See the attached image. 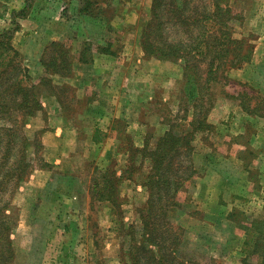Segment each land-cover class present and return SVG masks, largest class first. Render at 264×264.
<instances>
[{
	"label": "rangeland",
	"instance_id": "374dc122",
	"mask_svg": "<svg viewBox=\"0 0 264 264\" xmlns=\"http://www.w3.org/2000/svg\"><path fill=\"white\" fill-rule=\"evenodd\" d=\"M70 3L26 0L13 12L12 26L0 31V55L5 53L0 56V264H41L45 254L50 228L45 210L30 219L35 237L29 256L23 241L17 242L19 252L12 245L24 219L12 196L52 155L32 117L43 110L44 96L54 93L75 119L81 105L75 107L71 98L91 95L53 87L57 57L68 54L69 43L51 45L46 60L22 55L17 50L22 41L11 45L16 20L27 15L36 16L39 33L50 20L51 33L78 34L84 59L99 48L121 54L119 38L125 34L131 45L139 42L148 57L162 61L173 78L168 100L155 107L162 130L178 136V144L169 150L170 143L161 142L163 164L149 169L146 202L136 194L145 228L123 221L126 200L117 199L110 234L117 255L127 264H264V0L219 5L215 0H73L75 8ZM62 182L66 191L68 183ZM69 183L73 191L82 188L76 180ZM110 185L115 196L113 180ZM142 238L157 246L136 250L134 243Z\"/></svg>",
	"mask_w": 264,
	"mask_h": 264
},
{
	"label": "crops",
	"instance_id": "0c3cea01",
	"mask_svg": "<svg viewBox=\"0 0 264 264\" xmlns=\"http://www.w3.org/2000/svg\"><path fill=\"white\" fill-rule=\"evenodd\" d=\"M25 1L0 0V31L12 26L13 12L23 9ZM70 6L75 8L73 0ZM30 16L16 20L18 27L10 38L11 45L22 41L17 47L22 55H43L46 60L53 42L60 46L69 43V69L63 70L58 62L59 73L52 71L56 76L53 87L68 88L72 94L90 90L91 95L71 96L74 106L81 105L75 111V119L63 111V98L54 93L44 96L43 110L32 117L41 128L45 151L52 155L46 157L44 167L34 169L12 196L24 217L12 234V245L19 252L17 242L23 241L29 256L35 237L30 219L45 214V210V223L50 228H46L41 264H127L116 253V238L110 239L114 232V206L117 199L124 197L123 221L143 228L138 208L141 204L137 207L134 201L136 194L143 204L148 197L146 176L151 162L147 152L164 133L155 106L160 99L168 100L173 78L167 77L162 61L148 57L139 42L131 45L125 34L119 38L124 43L121 54L111 48H99L90 50V58L84 59L78 34L51 33L50 20L43 21V28L47 29L39 33L36 16ZM31 22L35 24L29 29ZM1 47L0 42V50ZM161 92L163 97L159 96ZM63 179L68 183L66 191ZM70 180L82 187L79 192L71 189ZM111 180L115 196L110 191ZM86 218H95L97 223L90 224Z\"/></svg>",
	"mask_w": 264,
	"mask_h": 264
},
{
	"label": "trees",
	"instance_id": "16d2710c",
	"mask_svg": "<svg viewBox=\"0 0 264 264\" xmlns=\"http://www.w3.org/2000/svg\"><path fill=\"white\" fill-rule=\"evenodd\" d=\"M221 0H215V4L216 5H219V2H220ZM17 28V25L14 27V29H16ZM13 29V30H14ZM10 31V30H9ZM0 42H1V44L3 45V41H1L0 40ZM53 45H56L57 43L56 42H53L52 43ZM58 45V44H57ZM60 53V52H59ZM67 54H60V56L61 57H59V55H58V57L57 58H59V63H61L62 65V69H63V67L64 66H66L65 64H68V56H66ZM55 60H57L56 58L54 59V61ZM53 62V61H52ZM59 63H57V64H55L56 65V69H53V71L55 72V73H59V69H58V64ZM65 68V67H64ZM179 140V137L178 136H174L172 133H166V131L160 136V137H158L157 138V140H156V142H155V146H154V148L153 149H151V150H149V152H147V156H149V158H150V164H151V169H154L155 167H158L160 164H163L161 161H159V156H158V154L162 151V147H161V142L162 141H164V142H169L170 143V147H169V150H173L174 148H175V145H177L178 144V141ZM150 181L151 180H149V183H150ZM147 183H148V181H147ZM149 185V184H148ZM143 216H145V215H142L141 216V220H142V224H143V227L145 228V225H147L146 224V221L145 220H143L142 218H144ZM144 221V222H143ZM148 223V222H147ZM133 239V238H132ZM146 239V238H145ZM149 241H151V240H144V238H142L140 241H138V242H136V243H134V247H136V250H144L145 252H150L151 251V249L148 247V244H151L152 246L154 245H156L157 243L156 242H149ZM146 242V243H145ZM157 246V245H156ZM245 264H251V263H245Z\"/></svg>",
	"mask_w": 264,
	"mask_h": 264
}]
</instances>
